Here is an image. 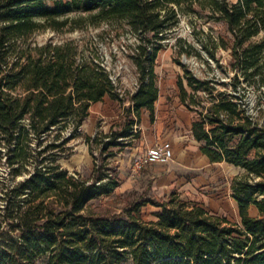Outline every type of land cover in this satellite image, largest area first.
I'll return each mask as SVG.
<instances>
[{"label":"trees","instance_id":"16d2710c","mask_svg":"<svg viewBox=\"0 0 264 264\" xmlns=\"http://www.w3.org/2000/svg\"><path fill=\"white\" fill-rule=\"evenodd\" d=\"M196 7L232 35L207 50L211 59L218 48L231 50L233 76L229 84L214 74L201 80L179 59V98L196 115L192 134L211 163L245 170L231 186L241 221L177 192L157 201L147 191L120 214H100L94 202L121 185L109 161L140 139L143 110L156 122L163 42L180 15L198 13ZM105 22L125 24L138 37L130 56L138 87L129 106L92 38L36 41L48 30L73 33ZM263 33L264 0H0V167L7 168L0 179V264L42 258L47 264H264V38L254 41ZM188 49L182 46L179 58ZM250 89L260 93L257 119L239 102ZM107 97L121 104L119 120L109 133L84 134L91 106ZM80 138L94 159L87 179L63 165ZM148 205L159 210L156 221L144 220Z\"/></svg>","mask_w":264,"mask_h":264},{"label":"rangeland","instance_id":"374dc122","mask_svg":"<svg viewBox=\"0 0 264 264\" xmlns=\"http://www.w3.org/2000/svg\"><path fill=\"white\" fill-rule=\"evenodd\" d=\"M230 1L236 3L238 0ZM196 8L198 13L180 15L179 25L168 33L163 42V49L159 53L156 66L160 91V100L156 107L157 122L150 127L141 124L139 126V130L142 131L141 140L135 143L134 148L124 149L122 153H118L115 158L109 161L112 168L117 170L121 185L112 196L94 202V209L100 214H120L129 206L130 202L147 191L149 196L157 201H165L172 193L177 192L184 200L200 204L215 215L225 217L233 223L241 221L238 205L232 196L231 186L233 179L243 173L225 165H212V170L197 169L199 161L195 154H198V145L191 134L192 120L195 115L182 105L179 98L178 79L183 75V70L177 63L179 59L189 71L201 80H207L214 74L213 78L229 84L233 76L231 50L216 49L215 59H211L207 50V47L213 48V41L221 43V37L225 38L227 42H231L232 35L227 31L224 23L210 20L207 11H200L198 7ZM78 16L77 13H73L71 18ZM68 28L63 34L48 30L37 35L36 41L45 43L49 40L61 42L67 38H92L104 58L105 66L112 71L119 91L127 95V106H129L128 98L135 91L138 78L137 68L130 57L135 54L134 46L138 42L137 34L127 25L117 22L113 24L105 22L98 27L87 26L86 29L73 33H67ZM263 38L264 33L254 41ZM185 45L189 47L190 55H182L179 58L182 46ZM224 69L227 70L226 73H223ZM225 89V86H220V90L224 91ZM243 91H241L242 95ZM259 95L260 93L252 89L246 91L251 108H258ZM201 96L204 100L206 99L204 93ZM122 113V106L118 102L107 99V101L93 106L82 131L93 137L98 132L109 133ZM143 113L147 114L145 111ZM118 129V127L115 128V130ZM164 140L170 141L175 146H183L185 150L188 148L191 152L188 164H186L188 160L185 158L174 157L175 159L167 165H148L138 169L137 163L143 160L147 149ZM71 146L74 148V155L63 162L64 167L72 173H80L83 178H89L94 162L89 147L83 138L74 140ZM118 151V148L111 149V152L114 153ZM95 156L99 162L104 158L98 151H95ZM157 167L170 168L177 173V176H174V180L169 184H160L161 176L155 174ZM6 172L7 168L0 167V179L7 176ZM1 196L2 191L0 190ZM1 204L0 201V206ZM158 211L156 207L148 205L142 209V216L147 222L156 221L155 213ZM251 215L257 216V211L252 209ZM47 261V258H42L37 264H47Z\"/></svg>","mask_w":264,"mask_h":264},{"label":"crops","instance_id":"0c3cea01","mask_svg":"<svg viewBox=\"0 0 264 264\" xmlns=\"http://www.w3.org/2000/svg\"><path fill=\"white\" fill-rule=\"evenodd\" d=\"M107 99H109V100H111L109 97H107L103 102H105V101H107ZM159 100H160V96H159ZM159 100H158V102H159ZM112 101V100H111ZM103 102H100V103H103ZM113 102H115V101H113ZM158 102L156 103V107H157V104H158ZM100 103H96V104H93L92 106H91V109L93 108V106L94 105H97V104H100ZM118 104L119 105H121L119 102H118ZM185 107V106H184ZM186 108V107H185ZM91 109H90V111H91ZM187 109V108H186ZM188 110V109H187ZM146 112L147 114H145V113H143V112ZM189 111V110H188ZM143 112H142V121H141V124H143L145 127H150V126H153V125H155L156 124V122H157V112H156V122L154 123V124H152L151 123V119H150V115H149V113L146 111V110H143ZM190 112V111H189ZM190 113H192V112H190ZM192 114H194V113H192ZM195 115V114H194ZM196 116V115H195ZM195 118V117H194ZM193 118V119H194ZM192 122H193V120H192ZM191 134H192V125H191ZM141 137H142V131H141ZM141 137H140V139L137 141V142H139L140 140H141ZM192 138L194 139V137H193V134H192ZM164 141H166V140H164ZM194 141L197 143V145H198V148H197V151H198V154L196 155L195 154V156H196V158H197V160L199 161L198 162V167H197V169H199V170H204V169H206V170H212V165H216V166H223V165H225L226 167H228V168H233V169H238V170H240L243 174L245 173V170L244 169H242V168H240V167H235V166H233V165H230V164H228V163H211V161L209 160V158L207 157V156H205L202 152H201V150H200V148H201V144L198 142V141H196L195 139H194ZM136 142V143H137ZM173 144V143H172ZM134 146H135V144H134ZM134 146H133V148H134ZM153 147V146H152ZM173 147H174V154H175V158L177 157V158H181V159H186V160H188L187 161V163L186 164H188V162H189V160H190V158H191V152L189 151V149L188 148H186V150H185V147H180L179 145H174L173 144ZM132 148V147H131ZM151 148V147H150ZM149 149V148H148ZM147 149V150H148ZM174 158V159H175ZM186 160H185V162H186ZM191 163V162H190ZM93 167H94V162H93ZM155 174H157L158 176H161L160 177V184L161 183H163L164 185H166V184H169L170 182H172L173 180H174V176H177V173L176 172H174L173 170H171L170 168H167V167H157L156 168V170H155ZM242 175V174H241ZM162 184V185H163Z\"/></svg>","mask_w":264,"mask_h":264},{"label":"built area","instance_id":"2783aa9c","mask_svg":"<svg viewBox=\"0 0 264 264\" xmlns=\"http://www.w3.org/2000/svg\"><path fill=\"white\" fill-rule=\"evenodd\" d=\"M112 79L115 81V78L112 77ZM138 87V84L136 83V89ZM135 89V90H136ZM237 96H240L236 94ZM240 104L244 109L247 110V114L254 119L259 118V110L260 108L253 109L251 108V104L249 99L246 97L244 99H241ZM260 123L264 125V119L262 118ZM174 147L173 144L170 141H162L153 147L149 148L143 158L140 162L137 163V168L142 169L144 166H151V165H167L174 159Z\"/></svg>","mask_w":264,"mask_h":264}]
</instances>
